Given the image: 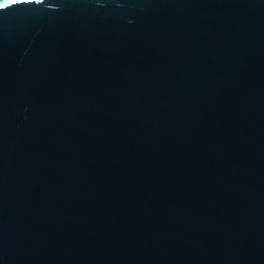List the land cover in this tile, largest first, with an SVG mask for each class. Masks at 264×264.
I'll return each mask as SVG.
<instances>
[{
  "label": "water",
  "instance_id": "water-1",
  "mask_svg": "<svg viewBox=\"0 0 264 264\" xmlns=\"http://www.w3.org/2000/svg\"><path fill=\"white\" fill-rule=\"evenodd\" d=\"M0 264H264V0H0Z\"/></svg>",
  "mask_w": 264,
  "mask_h": 264
}]
</instances>
